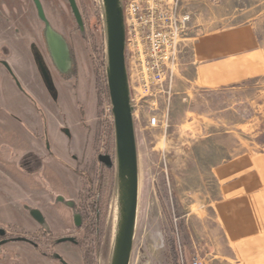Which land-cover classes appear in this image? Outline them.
<instances>
[{
	"label": "rangeland",
	"instance_id": "obj_1",
	"mask_svg": "<svg viewBox=\"0 0 264 264\" xmlns=\"http://www.w3.org/2000/svg\"><path fill=\"white\" fill-rule=\"evenodd\" d=\"M41 1L53 27L69 42L73 66L69 73L63 75L56 69L50 56L48 57L43 36L44 22L39 18L33 0H0V5L6 4L9 9H13L11 18L21 17L22 20H27L46 55L54 81L53 91L47 90L49 96L42 93L39 95L44 100H38L34 96L48 117L46 130L50 143L47 147L50 148H45L49 157L38 167L44 172L45 180L34 177L33 173L26 175L21 172L26 184H32V188H35L34 198L21 188H18L19 192L13 188L14 195L19 197L18 206L0 197V224L12 225L20 231L38 228L39 223L24 210L26 204L46 212L48 224L54 228V237L81 236L80 233L77 234L73 224V210L56 199L57 195H63L68 199L73 197L78 200L75 192L79 189L80 178L76 173H71L65 162L70 163L69 150L73 143L77 145L79 138L83 145L80 148H86L87 152L80 154L79 159L73 162L83 172L91 170L92 175H95V184H99L96 187L101 190L104 236L101 238L96 262L110 264L119 202L116 163L112 167L103 168L98 159L101 154H109L114 160L116 157L114 124L109 115H105L104 108L106 102L111 103L110 94L107 96L102 90L107 85V78L106 35L101 0H77L85 24L83 33L68 0ZM182 4L183 10L190 14L191 22L185 39L180 44L174 91L166 108L169 114L168 126H150L148 116L155 103L150 97L138 101L135 113L140 193L131 264H188L180 253V248L185 251L183 223L190 216L196 217L198 226H203L204 210L209 209L208 200L215 197L217 189L212 174L213 167L226 157L225 151L231 150V147L243 146L244 150L261 149L264 144V110L259 112L257 119L245 122L241 142L239 135L230 131L232 129L229 126L210 121L215 120L212 114L217 113L216 107H211V101L205 103L202 99H193V95L190 97L186 80L180 77L194 38L235 29L259 19L264 23V0H182ZM3 81L0 95L12 107L3 109L2 114L19 122L21 140L26 147L35 149L40 144L32 143L37 137L33 132L44 131L42 117L21 89L9 86L12 83L9 84L6 79ZM56 82L61 87L63 102L58 100ZM162 101L163 98L158 105L160 110L164 107ZM65 119L72 134L71 139L62 129ZM110 130L113 134L108 139L107 133ZM90 137L91 145L87 147L86 140ZM44 143L47 141L41 138V146L44 147ZM49 150L53 155L49 154ZM23 156L16 155L14 160L18 163ZM2 184L4 190L9 185L7 182ZM39 192H51V196L47 199ZM40 244L43 248L47 246V242ZM58 249L70 264H83L80 247L62 242ZM15 258L24 264H59L57 261H49L31 245L21 241L11 244L10 251L1 264H10Z\"/></svg>",
	"mask_w": 264,
	"mask_h": 264
},
{
	"label": "crops",
	"instance_id": "obj_2",
	"mask_svg": "<svg viewBox=\"0 0 264 264\" xmlns=\"http://www.w3.org/2000/svg\"><path fill=\"white\" fill-rule=\"evenodd\" d=\"M17 19L15 24L0 17V52L5 49L4 57L25 84L43 91V78L30 49L31 29L27 20ZM263 25L259 19L194 38L180 74L186 80L190 97L193 95V99L205 103L211 101V107H216L217 113L212 114L215 120L210 121L229 126L241 142L245 122L257 119L264 110ZM16 28L19 32L15 33ZM0 58H3L1 53ZM6 75L0 65V88L5 79L12 83ZM56 85L58 99L63 102L59 82ZM4 99L1 94L0 106L7 105ZM19 127L17 121L0 113V128L14 133L16 137L11 136L16 140ZM77 141V145H71L72 150L81 147L79 138ZM229 149L212 169L217 189L215 197L208 200L210 210H204L203 226H198L196 217L190 216L183 223L185 251L180 248V253L188 264L195 256L207 264H264V144L261 149L244 150L243 146ZM9 180L12 186L5 194L8 201L17 205L13 188L20 185L14 179Z\"/></svg>",
	"mask_w": 264,
	"mask_h": 264
},
{
	"label": "water",
	"instance_id": "obj_3",
	"mask_svg": "<svg viewBox=\"0 0 264 264\" xmlns=\"http://www.w3.org/2000/svg\"><path fill=\"white\" fill-rule=\"evenodd\" d=\"M77 24L83 33L85 24L77 0H68ZM39 18L44 22L43 36L49 48L51 60L56 69L66 74L73 66V57L69 42L65 36L53 27L41 0H34ZM105 25V70L114 117L116 157L101 154L99 159L106 166H117L118 182V218L114 234L112 258L110 264H131L134 239L137 227L140 168L139 152L135 130V106L126 57V24L122 0H101ZM40 65V64H39ZM41 73L49 90L53 91L54 81L48 67L40 65ZM70 207L71 200L59 197ZM32 216L44 222L42 212L35 208ZM81 215L75 212V223L81 225ZM75 241L74 237H64L60 241ZM60 257V255H57ZM64 264H69L62 259Z\"/></svg>",
	"mask_w": 264,
	"mask_h": 264
},
{
	"label": "flooded vegetation",
	"instance_id": "obj_4",
	"mask_svg": "<svg viewBox=\"0 0 264 264\" xmlns=\"http://www.w3.org/2000/svg\"><path fill=\"white\" fill-rule=\"evenodd\" d=\"M12 10L9 9L8 5H5V6L0 5V17H2L3 19H5L8 22L13 21L16 24L18 22V19L15 17L14 18L10 17ZM7 12H9V13H7ZM18 30H19V28H16L15 33ZM30 32L32 35V40L30 41V49L32 52L33 60L36 63V65L38 66L41 77L43 78L42 73H41V69H40V65L48 67L49 70H50V67H49L48 62L46 60V55L43 53V50L39 45V42L36 40L35 35H33L32 31H30ZM46 51H47V55L49 57L50 51H49V48L47 46H46ZM0 53L3 55V58H0V65L6 70V74H7L6 76L10 77V79L13 83V86H15L17 90L21 89V91L25 94V96L36 107L38 113L42 117V121H43V125H44V131L42 133L39 130H37L36 132H33V134L37 137H36V140L32 141V143L33 144L37 143V145L40 144V145H38L39 148L38 147L35 148L37 150H35L34 148H31L30 146L26 147L24 142L21 140L20 134L18 135L19 139L16 140V138L14 139L11 136V135H13L14 137H16V135L14 133L10 134L9 131L3 130L2 128H0V185H3L2 183H4V182L5 183L7 182L9 184L6 186L5 190L2 187H0V192H1L0 197L3 198V200L8 201V195L5 193L9 189L8 187L12 186L11 182L9 180L11 178V179H14L15 183H18L20 185V188L22 189L23 192L25 191V193H27L29 196L34 198L35 188L34 189L32 188L33 187L32 184H26L27 182L24 181L25 179L21 175V172L26 173V175L33 173L34 177L38 176L39 179L42 178L41 180H45L44 175H43L44 172L41 171V169L38 167H40L41 164L43 165L44 159L46 157H49V155L46 153V151H47L46 148H48V149L50 148L49 146L47 147V144L49 145V143H50L48 132L46 130L47 125H48V117L46 115L45 110L43 109L42 105L40 104V102L38 100L43 99L42 96H39L41 93L44 94L45 96L46 95L49 96V93H48L49 90H48V87L44 81V78L42 79V86L44 89L43 91L37 89L33 84H31V85L25 84L22 81V79L18 76V74L15 72L13 67L10 65L7 58L4 57L5 54H7L4 48H3L2 52H0ZM72 57H73V55H72ZM50 59H51V56H50ZM71 70L72 69H70V71ZM69 72H67V73H69ZM66 74H63V75H66ZM1 88H0V90H1ZM30 92H32L33 95ZM34 96L37 97V99L38 98L39 99L36 100V98ZM7 107H12L10 105L9 101H7V105L5 107L0 106V113H2V111H4L3 109H5ZM12 119H14V118H12ZM14 120L16 121V119H14ZM17 123H19V122L17 121ZM64 124L65 125L62 127V129L65 132H67V136L69 137V139H71L72 134H71L69 128L67 127L68 124L66 122H64ZM41 138H43V140H45V142L47 141V143H44V147L41 146ZM86 141H87L86 142L87 147H90L91 137L87 138ZM45 146H46V148H45ZM81 146L83 147L82 142H81ZM71 150H69L70 151L69 152L70 153V163L65 162V165L68 167L69 170L71 169L70 171H71V173L73 172V175L76 173L77 177L80 178V179H78L79 185H80L79 189L77 188V190H76L77 192H75V195H77L78 200H76L73 197H69V199H68L67 197H64L63 195H57L56 199L59 203H64L63 201L58 199L59 197H64L66 200H71L74 202V204H75L74 208L70 207V206H68V207L70 210H73V212H74L73 213V224H74L76 230L78 231L77 234L80 233L81 236L76 237L73 235H67V236H62V237H54L53 236L54 228H52L48 224V218H47L46 212L43 211L39 207H31L30 205L25 204L24 210L29 212L31 216H32L31 210L37 208L42 212L45 220H44V222H39L32 216L39 223V226H38V228L31 230V231H27V230H21L20 231V230L13 228L12 225L1 223L0 224V264H1V262H3L6 259L8 253L10 251L11 244L17 243L20 241L26 242L29 245H31L34 249H36L44 257H47L49 259V261H51V262L57 261L59 264H64L62 259L67 261L60 254L59 249H58V245L62 242H69L72 245H74L75 247H80L81 257H82L81 243H82V239L85 238V230H84V226H83L85 217L83 215V211L81 210L80 191L82 190L83 186L86 185L88 187L93 186L94 187V193H95L96 191H98V187H96V186L99 184H97V185L95 184V175H92L91 170L87 171V173L83 172V170H79L78 167L73 162V161L76 162L77 159H79L80 154L82 155L85 152H87L86 151L87 149L86 148L85 149L75 148L74 150H72V151ZM21 154L24 155L23 156L24 158L19 159L18 163H17V161L14 160V157L16 155H21ZM49 154L53 155V152L51 150H49ZM26 157H29V159H26ZM98 159H99V156H98ZM99 161H100V159H99ZM103 165H105V164L100 161V166L103 167ZM106 167H108V166L105 165L104 168H106ZM99 178L101 179L102 177L99 176ZM26 179H27V177H26ZM31 181H30V183H31ZM1 188H2V190H1ZM17 191H18V189H17ZM39 193L47 199L51 196V192H49V194H46V192H39ZM2 194L5 196H3ZM18 198H17V200H18ZM8 202L10 204H14V203H12V201H8ZM88 209H89V211L91 210L90 201H88ZM18 210H19V208H18ZM75 212L81 215L82 221H81L80 226H77L75 223ZM29 232H32V233H29ZM64 237H74L75 241H71V240L60 241V239L64 238ZM40 242H47V246L45 248H43L41 246ZM57 255H60V257H58ZM17 258H20V257H17ZM10 264H24V263H22L20 260L15 258Z\"/></svg>",
	"mask_w": 264,
	"mask_h": 264
},
{
	"label": "built area",
	"instance_id": "obj_5",
	"mask_svg": "<svg viewBox=\"0 0 264 264\" xmlns=\"http://www.w3.org/2000/svg\"><path fill=\"white\" fill-rule=\"evenodd\" d=\"M126 24V57L137 112L141 98L153 103L148 122L150 126H168L170 104L179 65L180 44L191 22L183 10L182 0H122ZM163 98V108L159 109ZM105 115L114 124L112 105L105 103ZM207 212V209L205 210ZM191 264H207L195 256Z\"/></svg>",
	"mask_w": 264,
	"mask_h": 264
},
{
	"label": "trees",
	"instance_id": "obj_6",
	"mask_svg": "<svg viewBox=\"0 0 264 264\" xmlns=\"http://www.w3.org/2000/svg\"><path fill=\"white\" fill-rule=\"evenodd\" d=\"M109 95L108 86L105 84L102 88ZM112 130L108 131V139L112 137ZM105 165H103V168ZM94 196V198H93ZM81 210L85 217L84 230L85 238L82 239V261L83 264H97V254L101 246V238L104 236V218L101 209V190L94 193L93 186L84 185L80 191ZM88 201H90L91 210L88 209ZM174 248V247H173ZM176 254V251H174Z\"/></svg>",
	"mask_w": 264,
	"mask_h": 264
}]
</instances>
